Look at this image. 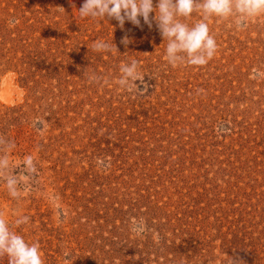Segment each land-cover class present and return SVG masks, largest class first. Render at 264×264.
Returning <instances> with one entry per match:
<instances>
[{"label":"rangeland","instance_id":"obj_1","mask_svg":"<svg viewBox=\"0 0 264 264\" xmlns=\"http://www.w3.org/2000/svg\"><path fill=\"white\" fill-rule=\"evenodd\" d=\"M82 3L0 0V136L17 174L27 155L38 169L19 199L0 183V214L44 264H264V14L210 19L212 59L173 67L155 24L81 19ZM132 58L143 93L116 84Z\"/></svg>","mask_w":264,"mask_h":264},{"label":"clouds","instance_id":"obj_2","mask_svg":"<svg viewBox=\"0 0 264 264\" xmlns=\"http://www.w3.org/2000/svg\"><path fill=\"white\" fill-rule=\"evenodd\" d=\"M81 19H114L123 29L125 22L136 27L146 25L150 30L155 28L162 40H166V62L173 66H204L214 56L217 50L215 37L210 34L208 21L218 18L221 21L230 20L240 29L248 19L264 14V0H83L77 10ZM154 13V15H152ZM194 13L200 14V19L191 26L184 22ZM14 23V21H13ZM127 45V37L122 39ZM92 50L96 52H118L116 45L106 41H94ZM139 61L135 58L123 63L120 67L121 76L116 84L129 92L143 93L136 81L144 83L143 76L138 72ZM260 73L254 72L255 78ZM90 83H99L101 77L95 71L88 75ZM147 85H144V90ZM45 121L37 120L42 125ZM13 141L0 136V183L8 195L19 199L23 188L27 187L36 175L38 169L32 155L23 158L19 165V174L9 160V153L14 149ZM100 167H109L110 162L97 158ZM30 217L22 215L14 220L19 227L28 224ZM147 230V223L143 220L132 219L131 231L142 235ZM70 254H66L65 257ZM0 257H7V264H44L41 258L39 242L28 243L24 237L12 230V225L0 214ZM67 260V259H65ZM228 264H242L235 258L228 260Z\"/></svg>","mask_w":264,"mask_h":264}]
</instances>
